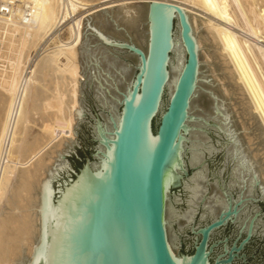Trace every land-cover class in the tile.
Segmentation results:
<instances>
[{
  "label": "water",
  "instance_id": "obj_1",
  "mask_svg": "<svg viewBox=\"0 0 264 264\" xmlns=\"http://www.w3.org/2000/svg\"><path fill=\"white\" fill-rule=\"evenodd\" d=\"M192 15L140 2L83 19L74 141L42 180L33 256L15 264H231L243 246L232 264H264V163Z\"/></svg>",
  "mask_w": 264,
  "mask_h": 264
},
{
  "label": "bare ground",
  "instance_id": "obj_2",
  "mask_svg": "<svg viewBox=\"0 0 264 264\" xmlns=\"http://www.w3.org/2000/svg\"><path fill=\"white\" fill-rule=\"evenodd\" d=\"M115 1L0 0V255L4 252L5 240L18 236L27 238L34 229V215L30 217L26 213H21L25 218H20L19 225H15L10 215L11 211L17 213L16 206H12L14 201L28 199L33 180L40 177V172L48 171L43 165L46 155L50 154L47 151L53 148L61 153L58 149H62L64 142H69L65 134L74 139V111L80 110L79 79L83 80L78 51L82 40V17L71 23L69 42L60 41V46L44 56L39 55L32 66L31 53L68 13L96 5H103V10L117 6L119 3ZM140 2L173 4L194 14L192 22L200 50L203 45L196 17H204V25L213 41L222 45L220 54L224 63L231 67L232 77L233 74L237 77L236 85L243 86L254 104V113L260 114L264 121V0H136L135 3ZM252 157L255 160L257 156ZM258 170L260 172V168ZM43 179L37 180L38 195L36 205H33L37 238L40 236L38 210ZM5 204L11 205L12 209L10 214L2 215ZM19 205L17 207L26 203ZM21 242L25 244V241ZM32 243L29 259L34 253Z\"/></svg>",
  "mask_w": 264,
  "mask_h": 264
},
{
  "label": "rangeland",
  "instance_id": "obj_3",
  "mask_svg": "<svg viewBox=\"0 0 264 264\" xmlns=\"http://www.w3.org/2000/svg\"><path fill=\"white\" fill-rule=\"evenodd\" d=\"M133 2L135 3L136 0H125V1L124 0H117L114 3H119L117 5V6H119V5L133 3ZM101 6H103V5H98V6L96 5L93 7L91 6L87 10H79L77 12H74V14L68 13V15L65 17V19L63 18L62 20H60L56 29H54L46 37L44 42L40 43L38 48L35 51H32V53H31L32 59H30V66H32L33 63L35 62V60L39 58V55L44 56L49 51H53L58 46H60L61 45L60 41H62L63 43H67L70 41L68 29H69L71 23L75 21V19L79 20L80 17H82V20H83V18H85L84 16L86 14H88L89 12L100 11ZM98 8H99V10H98ZM72 15H74V16H72ZM200 17L203 19H205V18L202 17L201 15L199 17H196V22H197L196 25H197L198 32H199V37L202 41V45L204 46V47L202 46V49H201V55L204 59V62L206 64H210V65H207V68L210 69V74H212L211 75L212 79L216 80L219 83L220 89L223 91V94H224L226 100L229 102L231 108L233 109V112H234V114L238 120V123L240 125V128L242 130L243 137H244V139L248 145L249 152H252V156L253 155L257 156L255 158L256 161L259 159H262V161L264 163V121L262 120V117L260 116V114L254 113V104L252 103L247 92L244 90L243 86L242 85H236L237 77L234 74H233L234 78L232 77V74L230 71L231 67L228 66V64L224 63L225 62L224 58L220 54L221 50H222L221 49V47H222L221 43L217 44L213 41L212 36L210 35L209 31L206 29V27L204 25V21H202V19ZM84 80H85V78L83 77L82 81H84ZM80 86H81V83H80ZM78 94L80 97L81 96L80 95V89H79ZM79 97H78V99H79ZM76 124H77V120L75 121L74 126ZM73 129H74V127H73ZM72 141H74V139ZM67 144L71 145L70 142H68ZM65 148H66V146L63 145L62 149H65ZM62 149H58L61 151L60 154H63ZM56 150L57 149L51 148V151H50V149L47 151L50 154L46 155L45 161L43 163L44 166L45 165L47 166V169L48 168L52 169L51 166H54V163L56 162L55 158H58L57 152H55ZM259 168H260V172H261L260 173L261 179L263 181L264 180L263 179L264 178V166L263 165L259 166ZM40 173H41L40 177L33 180L32 189H31L30 194H29L31 196H28L29 197L28 199L25 198L26 200L25 199L23 200V202L26 203L25 206L17 207L20 203H21V205H23L25 203L20 202L19 200H15L14 204L12 206H16V207H14V210H15V212L17 211V213H13L10 210V209H12L11 205L7 206L8 204H5L3 207L2 215L4 213H9L11 211L10 213H12V214H10V213L9 214L11 215V219L15 220V225L16 224L19 225V223H20L19 219L20 218H25V217H23L25 215V213H26V215L30 214V217H31V215H34V217H35V211H34L35 207L34 206L36 205L35 203H36V198L38 195V189L37 188L39 186L37 183L40 179H43L47 176L46 171H42ZM263 183H264V181H263ZM30 199H31V202H30ZM27 200H29V201H27ZM18 202H20V203H18ZM27 202H29L30 204ZM16 203H17V205H16ZM21 205H19V206H21ZM6 207H8V208H6ZM28 207H30V208H28ZM16 208H19V209H16ZM21 208H23V209H21ZM25 209H28V210L25 211ZM22 210H23V212H22ZM19 213H20L21 217L19 216ZM21 213H24V215ZM14 215L18 216L19 218L15 217ZM34 217L32 218L34 220V223H33L34 229L30 230L27 238L22 239L21 236H18L15 239L13 238L11 240L10 239L5 240V242L3 244V251L4 252H2L3 255H2V253L0 255V257H2V259L0 258V264L3 261H5V262H3V264H8L10 259L12 261L10 260L9 264L10 263L15 264L16 260L19 257H22V255H23L22 250L23 249H27L25 251L26 252L25 254L27 255V257L30 255V253H28V252H30L29 251L30 246H31L30 244L32 242L34 243L35 236L37 235V221H36L37 219L35 220L36 217L35 218ZM17 219H18V221H17ZM26 219H28V218H26ZM21 240L25 241L26 245L25 244L23 245ZM3 256L4 257L6 256L5 257L6 259ZM7 257L9 260L7 259ZM1 260H3V261L1 262Z\"/></svg>",
  "mask_w": 264,
  "mask_h": 264
},
{
  "label": "flooded vegetation",
  "instance_id": "obj_4",
  "mask_svg": "<svg viewBox=\"0 0 264 264\" xmlns=\"http://www.w3.org/2000/svg\"><path fill=\"white\" fill-rule=\"evenodd\" d=\"M219 229H220V228H219ZM217 230H218V229H217ZM214 232H215V231H214ZM214 232H213V233H214ZM213 233H212V235H213ZM212 235H211V237H212ZM210 239H211V238H210ZM243 240H244V239H243ZM243 240H242V241H243ZM227 241H228V239H227ZM242 241H241V242H242ZM241 242H239L238 244L233 242V243L227 248L228 251L231 250V248H232V246H233L234 244H236V246L238 247V246L241 244ZM210 245H211V243H210ZM243 249H244V246H243V248H242L241 250H243ZM241 250H240V251H241ZM240 251H239V252H240ZM239 252H236V253H235L236 256H235V258L233 259L232 263L235 261V259H236V257L238 256V253H239ZM212 254H213V252H212ZM212 254H211V258H212V259H211V262H212V263H214V261H215L217 258H219V257H221V259H223V258H224V259L228 258V255H227V254H226L225 256H224V254H223V255H218L217 257L213 258V257H212ZM232 263H231V264H232Z\"/></svg>",
  "mask_w": 264,
  "mask_h": 264
},
{
  "label": "built area",
  "instance_id": "obj_5",
  "mask_svg": "<svg viewBox=\"0 0 264 264\" xmlns=\"http://www.w3.org/2000/svg\"><path fill=\"white\" fill-rule=\"evenodd\" d=\"M5 13H7V10H4Z\"/></svg>",
  "mask_w": 264,
  "mask_h": 264
},
{
  "label": "snow or ice",
  "instance_id": "obj_6",
  "mask_svg": "<svg viewBox=\"0 0 264 264\" xmlns=\"http://www.w3.org/2000/svg\"><path fill=\"white\" fill-rule=\"evenodd\" d=\"M42 249H43V246H42Z\"/></svg>",
  "mask_w": 264,
  "mask_h": 264
}]
</instances>
